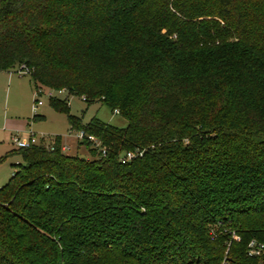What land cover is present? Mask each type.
Returning a JSON list of instances; mask_svg holds the SVG:
<instances>
[{
	"label": "trees",
	"instance_id": "16d2710c",
	"mask_svg": "<svg viewBox=\"0 0 264 264\" xmlns=\"http://www.w3.org/2000/svg\"><path fill=\"white\" fill-rule=\"evenodd\" d=\"M23 66L128 125L50 99L100 147L55 136L0 158L23 161L0 188V264H258L264 0H0V72Z\"/></svg>",
	"mask_w": 264,
	"mask_h": 264
},
{
	"label": "rangeland",
	"instance_id": "374dc122",
	"mask_svg": "<svg viewBox=\"0 0 264 264\" xmlns=\"http://www.w3.org/2000/svg\"><path fill=\"white\" fill-rule=\"evenodd\" d=\"M14 79L9 83L7 78H0V156H6L11 149H15L12 139L15 136L23 141H28L31 135H35L40 141L45 140L49 143L55 136H62L63 146L68 155L78 154L83 158H88L87 148L78 147V140L75 134H71L67 115L55 111L50 106L49 92L59 100H66L70 106V113L82 118L84 124H88L93 118L111 124L118 128H126L128 123L120 115L113 113L102 103L88 105L84 100L77 96H70L67 92L44 89L41 96L43 106L34 111L36 96L31 86V79L28 76H13ZM32 94L29 98L28 94ZM35 113L43 114L46 118L34 121ZM39 141V142H40ZM10 150V151H9ZM23 163L20 156L6 158L0 163V188L6 185L12 178L14 165Z\"/></svg>",
	"mask_w": 264,
	"mask_h": 264
},
{
	"label": "built area",
	"instance_id": "2783aa9c",
	"mask_svg": "<svg viewBox=\"0 0 264 264\" xmlns=\"http://www.w3.org/2000/svg\"><path fill=\"white\" fill-rule=\"evenodd\" d=\"M20 76H27L29 74L28 69L26 67H22L21 70L17 73ZM64 92V91H59ZM35 96H36V102L35 105L33 107L34 111H38V108L43 106L44 102L41 99V96L44 95V92L42 91H38V90H34ZM48 98H52L53 97V93L49 92L47 95ZM117 114V111L115 112ZM37 113H35L36 115ZM71 134H75L76 138L78 141H83L84 139H88L90 142L94 143V147L99 148L100 147V143L97 141L96 138H94L93 136H86L84 131H71ZM40 140L35 136V135H31L30 139L28 141H23L20 137L15 136L12 139V143L13 146L15 147V149H26L29 148L32 145H37L39 144ZM49 147V146H48ZM52 150H54L53 148H51ZM62 151L63 153H66V148L63 146L62 147ZM68 155V154H67ZM134 153L129 152L126 154V157L122 160L123 163L130 161L131 159L134 158ZM221 225V224H220ZM226 230V229H224ZM230 233V241L228 242L227 246L230 245L231 241L234 242H239L240 241V237L238 235H236L233 231L228 230ZM211 236H213V232H210ZM246 257L249 259H254L257 260L258 264H264V242H260L256 239H252L250 241H248L247 245H246ZM222 264H230L227 260H224L222 262Z\"/></svg>",
	"mask_w": 264,
	"mask_h": 264
},
{
	"label": "crops",
	"instance_id": "0c3cea01",
	"mask_svg": "<svg viewBox=\"0 0 264 264\" xmlns=\"http://www.w3.org/2000/svg\"><path fill=\"white\" fill-rule=\"evenodd\" d=\"M15 75H17V74H15V73H10V72H0V78H7L8 79V81H9V83H11L12 82V80L14 79V77L13 76H15ZM22 77H25V76H21V78ZM31 86H32V84H31ZM32 90L34 91V89H33V86H32ZM28 96H29V98L32 96V94L30 93V91H29V94H28ZM39 112V111H38ZM42 118H46L43 114H41L40 115ZM12 150V149H11ZM10 151V150H9ZM0 158H2V156H0ZM14 172V171H13Z\"/></svg>",
	"mask_w": 264,
	"mask_h": 264
}]
</instances>
